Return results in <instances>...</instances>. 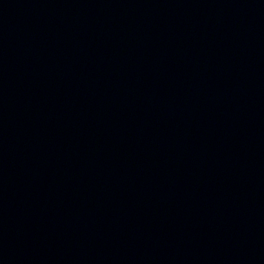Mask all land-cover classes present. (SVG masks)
Returning <instances> with one entry per match:
<instances>
[{
  "label": "water",
  "instance_id": "water-1",
  "mask_svg": "<svg viewBox=\"0 0 264 264\" xmlns=\"http://www.w3.org/2000/svg\"><path fill=\"white\" fill-rule=\"evenodd\" d=\"M0 264H264V0H0Z\"/></svg>",
  "mask_w": 264,
  "mask_h": 264
}]
</instances>
